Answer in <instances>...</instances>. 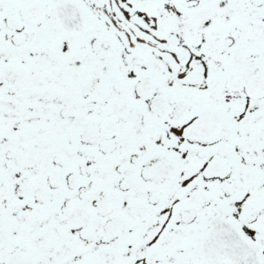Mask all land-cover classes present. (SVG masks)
I'll return each mask as SVG.
<instances>
[{
	"label": "flooded vegetation",
	"instance_id": "obj_1",
	"mask_svg": "<svg viewBox=\"0 0 264 264\" xmlns=\"http://www.w3.org/2000/svg\"><path fill=\"white\" fill-rule=\"evenodd\" d=\"M59 1L0 0V264H196L213 218L264 264V95L245 90L264 85V0H72L93 94L63 91L21 154L10 131L46 78L1 67L58 28Z\"/></svg>",
	"mask_w": 264,
	"mask_h": 264
},
{
	"label": "rangeland",
	"instance_id": "obj_2",
	"mask_svg": "<svg viewBox=\"0 0 264 264\" xmlns=\"http://www.w3.org/2000/svg\"><path fill=\"white\" fill-rule=\"evenodd\" d=\"M74 41L73 37L59 33L56 29L51 33L41 34L38 42H33L31 38V41H27L26 44L14 52L18 54L21 62L12 60V63L3 66L4 75L31 74L29 73L31 69H33V74L35 75L34 70H37L39 74L45 75L48 79L47 81L50 83L52 91H57L58 93L62 90L68 93L70 91L73 92L72 90H78L79 84L81 86L79 87L81 90L80 98L82 101H86L91 95V66L84 64L83 55L80 50L75 49ZM46 95V97L31 98V101H34L31 104V115L36 112L39 114L47 113L46 111L39 112L38 105L61 106V100L63 99L61 95L60 101L51 99V91ZM48 103L50 105H46ZM44 126L38 117L31 116V121L25 119L18 126L14 125L11 131H14V135L16 133L20 140L22 138L30 140L31 137H36L34 134L41 131ZM14 135L11 134V136ZM20 145L27 146L23 142Z\"/></svg>",
	"mask_w": 264,
	"mask_h": 264
},
{
	"label": "water",
	"instance_id": "obj_3",
	"mask_svg": "<svg viewBox=\"0 0 264 264\" xmlns=\"http://www.w3.org/2000/svg\"><path fill=\"white\" fill-rule=\"evenodd\" d=\"M57 15L68 30L81 29L80 16L72 3L60 4ZM252 91V89H251ZM203 242L204 264H258L260 262L259 245L244 238L234 227L219 221L205 237Z\"/></svg>",
	"mask_w": 264,
	"mask_h": 264
},
{
	"label": "bare ground",
	"instance_id": "obj_4",
	"mask_svg": "<svg viewBox=\"0 0 264 264\" xmlns=\"http://www.w3.org/2000/svg\"><path fill=\"white\" fill-rule=\"evenodd\" d=\"M109 1H111V0H109ZM110 25H111L112 27H114L115 29H117V30H121V31H123L122 28L119 26V24H117V22H115V21H112ZM132 47H134V48H136V49L141 48V47H142L141 41H139V40L134 41V42L132 43Z\"/></svg>",
	"mask_w": 264,
	"mask_h": 264
}]
</instances>
